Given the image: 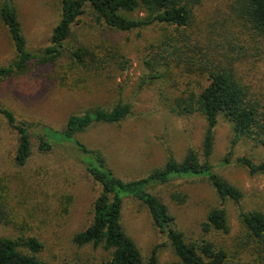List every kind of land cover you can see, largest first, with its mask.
I'll list each match as a JSON object with an SVG mask.
<instances>
[{
    "label": "rangeland",
    "instance_id": "1",
    "mask_svg": "<svg viewBox=\"0 0 264 264\" xmlns=\"http://www.w3.org/2000/svg\"><path fill=\"white\" fill-rule=\"evenodd\" d=\"M13 3L28 48L38 51L50 45L53 29L61 19L62 0ZM142 14L137 12L133 16ZM239 22L233 16L231 0H203L196 10L201 32L212 33L229 48V43L235 46L231 55L240 57L236 63L238 75L264 104V38ZM91 24L92 19L86 16L75 28L58 66L35 63L27 73L1 81L0 99L4 104L14 109L20 119L62 129L71 114L98 106L112 108L119 101L131 103L133 114L121 123L95 124L77 135L88 147L101 150L116 175L125 180L145 177L162 166L169 153L182 160L194 149L204 159V117L170 112L161 95L166 84L143 82L149 72L145 61L147 48L155 43V32L148 29L127 33L99 25L91 28ZM78 44L96 49L99 55L116 47L129 60L128 66L120 69L110 62L111 66L105 65L103 69H77L70 65L68 48ZM15 56L14 43L0 18V66ZM234 137L232 122L221 117L215 129L211 162L223 178L243 193L240 202L228 199L224 204L228 233L203 228L210 210L220 205L207 178L177 179L153 188V192L169 207L176 228L184 233L187 242L210 241L228 253V264H251L258 258L256 243L248 235L241 213H264V172L252 173L237 158L247 156L262 163L264 146L247 137L234 144ZM16 146V133L0 117V176H6L10 186L6 200L9 221L0 220V236H37L44 243L40 257L47 264H103L109 251L93 245L79 247L73 242V236L92 222L94 202L101 191L86 171L78 150L67 143L50 152L35 147L28 163L17 167L13 160ZM230 152L231 164L221 166ZM174 195L179 198L174 199ZM123 226L146 262L157 246L159 264L178 260L168 237L154 224L140 200L125 199Z\"/></svg>",
    "mask_w": 264,
    "mask_h": 264
},
{
    "label": "trees",
    "instance_id": "2",
    "mask_svg": "<svg viewBox=\"0 0 264 264\" xmlns=\"http://www.w3.org/2000/svg\"><path fill=\"white\" fill-rule=\"evenodd\" d=\"M202 2L62 0L61 19L53 29L51 43L38 51L28 48L13 0H2L0 3L1 21L8 29L16 50L14 59L0 66V82L27 73L35 63L58 66L75 28L88 16L92 19L91 28L99 25L127 33L153 30L156 37L152 42L155 43L147 48L145 61L149 72L143 82L161 81L166 84L161 88V95L170 112L178 116L199 114L206 120L202 148L204 159L194 149H190L182 160L169 153L165 163L152 169L145 177L125 180L116 175L101 150L88 147L77 135L95 124L121 123L133 114L131 103L119 101L112 108L98 106L71 114L63 128L56 129L20 119L16 111L0 99V117L17 135L13 158L15 166H25L35 147L42 152H50L56 146L67 143L78 150L86 171L100 185L92 222L73 236V242L79 247L93 245L109 251L110 256L103 264H159L158 246L146 262L135 240L123 226L124 202L129 197L140 200L146 206L154 224L168 237L178 256V260L169 264H228V253L212 242H187L184 233L176 228L175 216L169 207L153 192V188L177 179L207 178L220 199V205L210 210L203 228L228 233L230 227L224 204L228 199L240 202L243 193L223 178L211 162L215 129L220 118L226 117L232 122L234 144L247 137L264 146V104L239 77L236 63L240 57L231 55L235 46L229 43V48L212 33L201 32L196 23V10ZM231 10L241 25L264 38V0H231ZM137 12L143 14L134 17ZM68 49L70 65H75L77 69L94 70L111 66V63L125 69L129 62L116 47L108 49L105 55H99L96 49L85 44ZM231 162L232 152L220 165L226 166ZM237 162L247 166L252 173L264 172V162L256 163L247 156L237 158ZM7 179L0 176V220H6V223L9 221L6 200L10 187ZM178 198L179 195H174V199ZM241 219L248 235L256 243L258 258L251 264H264V213L242 212ZM43 247L44 243L37 236H0V264H47L40 257Z\"/></svg>",
    "mask_w": 264,
    "mask_h": 264
}]
</instances>
